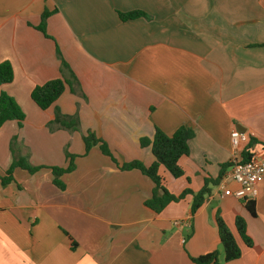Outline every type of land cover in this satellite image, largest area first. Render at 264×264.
I'll list each match as a JSON object with an SVG mask.
<instances>
[{
    "label": "crops",
    "instance_id": "0c3cea01",
    "mask_svg": "<svg viewBox=\"0 0 264 264\" xmlns=\"http://www.w3.org/2000/svg\"><path fill=\"white\" fill-rule=\"evenodd\" d=\"M133 10L150 18L119 17ZM3 61L14 78L0 94L12 96L25 118L0 127V264H197L191 257L213 251L217 264H264V182L251 197L255 215L224 193L239 187L233 162L264 152V0H0ZM55 78L72 80L76 92L67 86L41 109L32 90ZM56 106L77 114L79 129L51 130ZM180 126L194 132L179 160L185 175L161 166L166 188L178 195L216 183L195 213L192 194L156 213L144 203L153 181L121 166L151 165L140 138ZM234 129L248 136L236 149ZM89 132L112 156L98 144L86 150ZM69 153L75 168L61 176V189L49 167L68 166ZM20 157L47 167H17L3 184ZM217 215L236 238L238 259L224 260ZM238 216L251 246L237 231Z\"/></svg>",
    "mask_w": 264,
    "mask_h": 264
},
{
    "label": "trees",
    "instance_id": "16d2710c",
    "mask_svg": "<svg viewBox=\"0 0 264 264\" xmlns=\"http://www.w3.org/2000/svg\"><path fill=\"white\" fill-rule=\"evenodd\" d=\"M50 11H45L42 14V22L38 26V29L45 32L46 18L50 15ZM119 17L123 21L129 19H135L139 17L150 18V16L140 10H133L128 12H119ZM68 67L66 62H62V68ZM14 78V72L12 64L9 61H3L0 63V85L9 83ZM70 86L72 91L76 92L74 82L67 78H55L47 81L42 85H37L31 93L33 101L41 108L47 109L59 99L64 93L66 87ZM25 118V114L19 107L15 99L6 92L0 94V127L9 120H17L21 124ZM51 130L57 128H65L69 130H77L80 127V118L77 114L67 115L64 114L59 107H55V116L53 121L49 123ZM194 132L187 126H180L172 135H168L159 128H156L154 136L141 137L140 145L142 147H151L152 153L155 157L154 162L146 166L139 160H133L127 162L121 166L123 170L139 169L143 174L148 176L154 183V188L151 197L145 200V205L160 213L169 203L172 201H179L185 198L187 195L192 194L193 199L191 203V212L195 213L205 202L211 192L210 184L216 183L213 180L207 179L205 185L198 191H194L191 188H186L180 194L176 195L171 193L165 186V179L160 173L159 169L164 166L174 177L178 178L185 175L183 167L180 165L179 160L182 156L189 154V140L193 137ZM86 144V150L92 145H99L102 152L106 155L112 156L107 143L95 136L94 133L89 132L84 136ZM255 142L251 140V144ZM250 147V146H248ZM248 149V148H247ZM69 164L66 167L51 166L54 175L53 183L64 189L66 187L61 176L65 173L71 172L75 168V154H68ZM250 157H247V159ZM23 168L30 173H35L38 170L47 166H34L24 157L15 159L4 176H1L3 184H7L12 180L13 172L15 168ZM246 208L252 215L256 214V202L251 197H243ZM216 224L218 227L219 237L224 252V260L232 261L238 259L241 256V249L236 241L234 234L229 229L226 222L220 215L216 217ZM236 228L241 236L242 240L247 246L252 245V240L247 234L246 222L241 216L236 217ZM191 259L197 264H217L218 252L213 251L197 257H191Z\"/></svg>",
    "mask_w": 264,
    "mask_h": 264
},
{
    "label": "built area",
    "instance_id": "2783aa9c",
    "mask_svg": "<svg viewBox=\"0 0 264 264\" xmlns=\"http://www.w3.org/2000/svg\"><path fill=\"white\" fill-rule=\"evenodd\" d=\"M248 140L245 132L234 129L231 132V143L234 149ZM231 178L239 185L234 191L226 189L225 194H234L238 198L254 197L257 192V185L264 182V152L261 155H254L246 160H235L230 172Z\"/></svg>",
    "mask_w": 264,
    "mask_h": 264
}]
</instances>
